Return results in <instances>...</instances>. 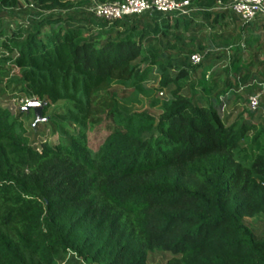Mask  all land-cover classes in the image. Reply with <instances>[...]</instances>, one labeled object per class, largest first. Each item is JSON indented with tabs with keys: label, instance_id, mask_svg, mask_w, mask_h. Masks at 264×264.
Returning a JSON list of instances; mask_svg holds the SVG:
<instances>
[{
	"label": "trees",
	"instance_id": "1",
	"mask_svg": "<svg viewBox=\"0 0 264 264\" xmlns=\"http://www.w3.org/2000/svg\"><path fill=\"white\" fill-rule=\"evenodd\" d=\"M0 2L15 9L17 0ZM32 5L48 15L14 29L0 22L7 55L0 73H13L18 96L45 103L43 116L65 102L49 122L74 131L34 146L22 128L23 114L11 117L0 104V264H59L67 252L77 259L65 264H147L155 251L167 255L162 264H264V238L243 224L264 221V121L251 123L259 111L240 122L241 116L234 122L222 117L229 92L250 94L253 82L264 83V43L248 65L238 51L220 74L204 80L229 58L228 50L206 53L193 66V53L178 49V42L183 33L239 22L229 11L200 12L198 22L193 12L107 23L87 11H66V1ZM263 29L260 20L239 22L212 37L239 40L245 31ZM153 42L167 43L168 53L153 49ZM253 66L256 74L247 70ZM152 68L158 90H169L165 104L122 111L119 100L130 95L117 98L112 84L150 93L155 89L142 83ZM187 69H198L203 95L182 91ZM102 112L107 134L91 151L86 125Z\"/></svg>",
	"mask_w": 264,
	"mask_h": 264
},
{
	"label": "rangeland",
	"instance_id": "2",
	"mask_svg": "<svg viewBox=\"0 0 264 264\" xmlns=\"http://www.w3.org/2000/svg\"><path fill=\"white\" fill-rule=\"evenodd\" d=\"M60 1H66V3L68 4L69 7L66 11L78 10L80 5L82 6L84 3L81 2L82 0ZM0 11L2 12V14H0V22H11V29H14L16 25L20 24L23 27H26L28 23L36 22L48 15V13H44L36 9V7L32 5V0H17L15 9H11V7L5 6L0 2ZM54 12L56 14H63V12H61L60 10H55ZM195 21L198 22L199 19H196ZM238 23V21L234 23L231 22L230 26H228L227 28L223 27L220 29H211L209 26H207L195 35L190 33L185 35L184 33L181 34V40L178 42L177 48L181 49L182 51L190 52L191 54L198 53L200 55H204L206 53L214 52L223 53L228 50V54L230 55L229 58L216 65L211 70V72L206 74L204 80L220 74L225 68L228 67L229 61L233 54L238 51H240L238 53L244 52L241 63L248 65L250 60V58H248L249 55L254 53L256 50L258 51V49H260L262 44L264 43V40H262L264 29L254 34H249L245 31L242 35V38H240L239 40L235 39L234 37H225L219 41H215L213 39L212 35L220 36L222 33L234 31L237 28ZM189 38H193V41H188ZM155 42L150 45L152 46V48L155 44L158 45L161 51H166L168 53V51L166 50L167 43ZM240 45H242V48L240 50H237L236 48ZM199 48L203 49L200 50ZM6 56L7 55L0 48V59L6 58ZM141 68L144 70L143 67ZM170 68L171 69L169 73L171 75L176 73V70L173 66H170ZM187 70L189 73L188 78L179 81L180 84H184L182 91H184L186 96H192L193 93L196 95H203L201 88H198L197 86V81L200 76L198 69ZM247 70H249L251 74H256V66L250 67ZM154 73H156L155 68L147 70L146 78L148 80L142 83L145 89H155V91L153 90L150 93H146L145 91H134L132 88L128 87L127 89H124L127 85L123 87L120 84H112L111 89L115 91V95L117 98H120L123 92L125 95H130V97H126L124 95L126 98H128L126 101L119 100V106L122 111L127 113L131 111H139L146 108L148 104H151L156 108H160L165 104V102L167 101V94L169 90H158V80H151V77ZM262 78L264 79V76ZM15 80L16 77L9 71H7V73H0V104L4 108L8 109L11 117H15L18 112L21 113V109L23 107H21L19 100L22 98H26L24 96H18V88L15 86ZM219 88L220 83L216 85L215 90H218ZM159 92L162 93L161 96H159ZM247 96L248 93L242 91L241 89L229 92L228 97L230 100L229 103L224 104V107L222 108V117H229V122L236 121L238 119V116H241V119L238 122L248 119V113L245 111L243 102V100H245ZM134 99L137 100V102H135ZM64 105H66L65 102H60L48 108L44 116L42 115V117L47 118V120L43 123H37L34 128L31 127L33 122L32 112L28 111L26 114L22 113L23 115L20 117V121L22 122V128L25 132V135L29 137L30 143L36 146L41 142V140H46L49 142L54 137L57 139H62L65 138L70 131H74V128L72 126L65 125V127L60 128V125H54L53 123L49 122L50 117L61 113V109L63 110V107H65ZM230 109L232 110L230 111ZM263 113L264 107L261 106L259 112L255 114L251 119V123L259 125L262 121H264ZM260 117H263V119ZM93 119H97L99 121L96 123H87L85 132L87 147L91 151H95L101 144L102 140L107 134L106 127L109 125V120L107 119L105 112H102L101 114H99V116H95ZM59 124H61V121ZM54 126H58L59 128H57L56 131H52V128ZM248 135H250V133ZM243 224L249 226L253 231L256 232V234L264 238V221L261 218L257 217L250 220H243ZM166 259L167 255L155 251L148 255L146 261L147 264H162Z\"/></svg>",
	"mask_w": 264,
	"mask_h": 264
},
{
	"label": "built area",
	"instance_id": "3",
	"mask_svg": "<svg viewBox=\"0 0 264 264\" xmlns=\"http://www.w3.org/2000/svg\"><path fill=\"white\" fill-rule=\"evenodd\" d=\"M216 6L222 11L231 12L241 23H251L256 20L264 23V0H218ZM86 11L94 18L110 23L145 13L188 17L193 11V7L190 0H111L105 2L91 0V4ZM240 47L242 48V45ZM202 58L203 55L195 53L189 56V62L191 65L196 66ZM253 84L256 85V89L248 94L244 103L247 113L259 111L264 95V83L253 82ZM161 94L159 92V96ZM31 100L35 99L22 98L19 103L21 107H25ZM70 258L77 259L72 253L67 252L64 260L59 264H65ZM80 264L84 263L80 262Z\"/></svg>",
	"mask_w": 264,
	"mask_h": 264
},
{
	"label": "crops",
	"instance_id": "4",
	"mask_svg": "<svg viewBox=\"0 0 264 264\" xmlns=\"http://www.w3.org/2000/svg\"><path fill=\"white\" fill-rule=\"evenodd\" d=\"M197 0H190L191 2V6L193 7V11L191 13H193L192 17H194V19H200V12H213V11H216L218 10V6H216L217 4V1H215V3L212 5V4H208L209 2L206 0V1H198L196 2ZM81 2H84L83 5L79 7V11H86L89 7V5L91 4V0H82ZM88 6V7H86ZM190 16V15H189ZM199 88V87H198Z\"/></svg>",
	"mask_w": 264,
	"mask_h": 264
},
{
	"label": "water",
	"instance_id": "5",
	"mask_svg": "<svg viewBox=\"0 0 264 264\" xmlns=\"http://www.w3.org/2000/svg\"><path fill=\"white\" fill-rule=\"evenodd\" d=\"M45 107H46L45 103L31 100L25 107L21 109V113L26 114L28 111L32 112L33 122H32L31 127L34 128V126L37 123H43L47 120V118L42 117V111Z\"/></svg>",
	"mask_w": 264,
	"mask_h": 264
},
{
	"label": "clouds",
	"instance_id": "6",
	"mask_svg": "<svg viewBox=\"0 0 264 264\" xmlns=\"http://www.w3.org/2000/svg\"><path fill=\"white\" fill-rule=\"evenodd\" d=\"M36 101V100H35Z\"/></svg>",
	"mask_w": 264,
	"mask_h": 264
}]
</instances>
